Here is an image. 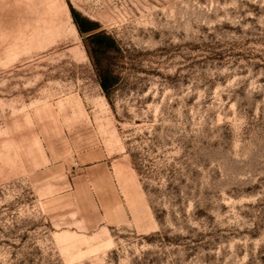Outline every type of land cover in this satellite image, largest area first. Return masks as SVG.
Wrapping results in <instances>:
<instances>
[{"label": "rangeland", "instance_id": "rangeland-1", "mask_svg": "<svg viewBox=\"0 0 264 264\" xmlns=\"http://www.w3.org/2000/svg\"><path fill=\"white\" fill-rule=\"evenodd\" d=\"M0 264H264V0H0Z\"/></svg>", "mask_w": 264, "mask_h": 264}, {"label": "trees", "instance_id": "trees-1", "mask_svg": "<svg viewBox=\"0 0 264 264\" xmlns=\"http://www.w3.org/2000/svg\"><path fill=\"white\" fill-rule=\"evenodd\" d=\"M79 27L81 31H86V29H84L81 25H79ZM101 85L104 88V90L108 89V78H106V76L102 77Z\"/></svg>", "mask_w": 264, "mask_h": 264}]
</instances>
